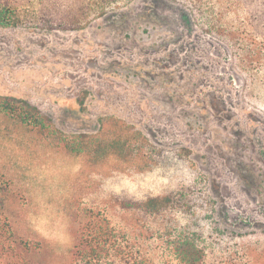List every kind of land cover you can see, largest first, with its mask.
Here are the masks:
<instances>
[{"label":"rangeland","instance_id":"1","mask_svg":"<svg viewBox=\"0 0 264 264\" xmlns=\"http://www.w3.org/2000/svg\"><path fill=\"white\" fill-rule=\"evenodd\" d=\"M33 1L42 19L64 11L76 19L87 6ZM127 1L80 29L0 27V96L34 106L74 149L67 154L57 139L44 142L0 117L14 230L66 252L85 212L130 229L134 219L114 203L121 193L141 200L181 186L193 210L215 223L232 264H264V77L245 89L229 47L183 4ZM107 118L145 137L149 161L127 164L90 148L75 154L79 137L96 135ZM219 249L212 246L217 259Z\"/></svg>","mask_w":264,"mask_h":264},{"label":"trees","instance_id":"2","mask_svg":"<svg viewBox=\"0 0 264 264\" xmlns=\"http://www.w3.org/2000/svg\"><path fill=\"white\" fill-rule=\"evenodd\" d=\"M119 1L87 0L76 19H69L68 11L62 19H42L33 0H0V27L80 29ZM173 1L186 6L205 33L229 47L245 89L258 75L264 77V0ZM0 117L44 142L57 139L67 154L74 153L68 142L58 139L61 134L52 120L25 101L0 96ZM79 139L81 150L76 155L90 148L102 158L114 156L127 164L147 162L154 155L145 137L120 120L107 118L96 135ZM174 189L141 200L121 193L114 203L134 219L130 229L117 226L104 212H85L73 231L71 249L58 252L43 238L28 240L16 233L6 212L10 182L0 173V264H232L229 245L215 223H206L207 218L193 210L196 201L190 190ZM214 245L220 247V259L213 255Z\"/></svg>","mask_w":264,"mask_h":264}]
</instances>
